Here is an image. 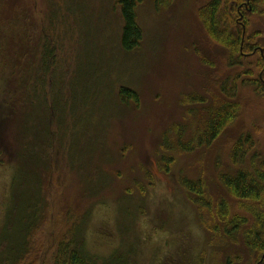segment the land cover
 I'll list each match as a JSON object with an SVG mask.
<instances>
[{
  "label": "rangeland",
  "instance_id": "rangeland-1",
  "mask_svg": "<svg viewBox=\"0 0 264 264\" xmlns=\"http://www.w3.org/2000/svg\"><path fill=\"white\" fill-rule=\"evenodd\" d=\"M207 1L143 0L136 8L142 41L125 51L118 0H0V58L9 67L29 64L34 75L32 50L38 54L41 36L52 41V159L41 174L45 218L34 236L36 264L50 263L58 238L74 224L98 259L121 248L134 264H264L242 232L231 238L216 215L225 202L230 218L252 223V203L229 193L219 174L236 168L230 150L245 133L254 139L250 153L264 154V96L250 82L264 80V1L247 13L260 49L236 60L199 16ZM6 82L3 91L11 90ZM233 83L230 98L224 92ZM123 86L137 92V102L120 100ZM0 91V233L8 224L12 241L16 214L39 180L46 124L41 104L27 101L37 93L12 98ZM5 97L16 111L9 122ZM226 102L238 105L237 114L210 144L174 146L188 143ZM184 179L199 180L207 206Z\"/></svg>",
  "mask_w": 264,
  "mask_h": 264
},
{
  "label": "trees",
  "instance_id": "trees-1",
  "mask_svg": "<svg viewBox=\"0 0 264 264\" xmlns=\"http://www.w3.org/2000/svg\"><path fill=\"white\" fill-rule=\"evenodd\" d=\"M264 0H208L199 8V16L209 34V36L221 44L229 54V60L237 59L238 56L253 54L260 48L257 47L252 38H255L258 32L248 34V17L247 13L254 12L258 5ZM143 0H118L120 16L122 19L120 32V45L125 51L135 50L141 43L143 31L138 22L136 8ZM44 42L38 48V54L31 53L32 59L37 63L34 75L28 71L30 68L27 64L25 70L18 69L16 64L9 67L8 63L0 58V82L4 78L8 80L11 90L6 89L3 92H12V98H16V93L34 92L36 100L29 98L28 104L37 101L42 106V122H45V135L40 143L41 152L32 150L40 157L38 163L40 176L37 184L33 185V192L28 195L24 211L18 210L17 224L12 231L13 240L8 241L5 231L8 224L4 225L0 233V264H30L28 260H33L36 264L39 255L31 257L34 248V236L40 229L45 218V197L43 194L42 172L50 168L49 161L52 159V41L47 35L41 36ZM30 51L26 49V52ZM35 56H34V55ZM15 61V60H13ZM23 62V60H22ZM264 62V57L260 56L258 63ZM257 66L259 67V64ZM16 66V67H15ZM24 68V64H23ZM34 68V67H33ZM21 77L19 82L13 85L14 78ZM264 80L257 76L251 79L255 86V91L264 96ZM13 85V86H12ZM232 92H224L225 96L232 98L235 95V85L233 83ZM1 92V91H0ZM32 95V94H31ZM118 96L122 102L138 101V94L133 89L121 87ZM8 104L5 108V122L16 114L11 105L12 98L5 97ZM25 101V100H24ZM238 111V105L235 102H226L221 104L215 110H211L203 125L199 127L198 132L192 136L188 143H183L180 139L175 141L174 146L180 150L190 151L192 148L210 144L220 133V131L229 122H231ZM0 129H2L0 127ZM1 131V130H0ZM254 147V139L251 134L245 133L238 137L232 144L230 150V161L236 168L228 172H221L219 180L224 187L234 197L240 200H246L252 203L249 208L252 223H248L246 216L235 215L229 217L227 204L219 202L217 207V217L224 223V232L231 238L242 232L244 244L250 251L262 254L264 260V154L258 152L250 153ZM10 156L15 158L16 151L10 147ZM9 158L8 163L13 160ZM3 161V159H1ZM183 186L189 192L197 195L195 201L201 202L204 206L208 205L203 202V187L199 180L193 181L184 179ZM15 215V216H16ZM215 217V215H214ZM76 229V230H74ZM80 228L73 227L60 238H58L54 251L51 255L49 264H134L131 251H123L118 248L109 256L98 259L90 253L80 237ZM100 261V262H99ZM239 264V263H236Z\"/></svg>",
  "mask_w": 264,
  "mask_h": 264
}]
</instances>
